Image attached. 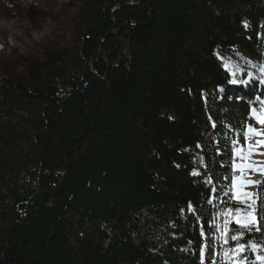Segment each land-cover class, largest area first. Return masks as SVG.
Here are the masks:
<instances>
[{"label":"trees","instance_id":"trees-1","mask_svg":"<svg viewBox=\"0 0 264 264\" xmlns=\"http://www.w3.org/2000/svg\"><path fill=\"white\" fill-rule=\"evenodd\" d=\"M86 6L69 63L49 54L26 61L25 77L0 78L9 106L41 107L38 158L4 207L0 264H201V249L203 264H230L213 239L217 215L242 207L224 141L243 137L264 88L229 83L217 52L264 60V0ZM232 235V249L264 244L255 230L233 225Z\"/></svg>","mask_w":264,"mask_h":264},{"label":"rangeland","instance_id":"rangeland-1","mask_svg":"<svg viewBox=\"0 0 264 264\" xmlns=\"http://www.w3.org/2000/svg\"><path fill=\"white\" fill-rule=\"evenodd\" d=\"M87 2L88 0H0V78L16 81L20 77H25L26 61L44 60L49 54H59L69 63L70 58L74 57L85 13L83 10L87 9ZM29 8L41 11L45 16L32 20L28 16ZM217 56L224 65H228L225 68L231 79L248 81L247 84L237 85L247 86L252 81H256L264 88V83H261L264 74L260 72L264 60L254 59L239 48L231 51L219 50ZM233 73H236L235 77ZM248 73H251V76H248ZM0 91H3L2 88ZM40 108L36 103L9 106L0 93L1 226L7 223L4 207L8 198L21 191L17 176L31 169L38 158L33 124L37 121L36 110ZM256 109L260 112L264 110V105ZM249 125L264 133V125L250 118L245 124V129H242L243 134L246 133ZM227 127L234 132L229 125ZM240 132L241 129L238 133H233V137L225 140L224 144L229 145L233 151L231 166L233 176L229 194L233 202L242 207L233 209L231 213L226 209L217 215L213 222L216 229L213 239L219 260L230 264H246L249 260L246 252L250 251L254 255L253 264H262L257 257L264 256V244L250 243L249 250L245 245L244 251L233 253L230 243L234 241L229 239L228 244L223 241L225 235L229 237L232 235L233 225L243 230H255V228L240 227L235 222L237 218L243 222L249 212L257 218L260 227V231H255L264 235V213L260 214L257 211L260 205L256 202L258 197H264L261 196L264 195V173L257 174L258 153H264V145L254 148L250 153L253 142L264 141V135H249L245 140ZM213 148L218 154L225 151L224 146L219 145L217 140L214 141ZM241 155L244 156L243 160L240 159ZM249 181L254 182V187ZM245 193L248 195L246 196ZM236 210L239 211L238 217ZM222 213L224 215H221ZM218 229L224 230L218 231ZM238 241H241V237ZM253 245L256 247L253 248Z\"/></svg>","mask_w":264,"mask_h":264},{"label":"snow or ice","instance_id":"snow-or-ice-1","mask_svg":"<svg viewBox=\"0 0 264 264\" xmlns=\"http://www.w3.org/2000/svg\"><path fill=\"white\" fill-rule=\"evenodd\" d=\"M225 67L227 68L228 65H225ZM260 72L262 74H264V66H262L260 68ZM233 76L235 77L236 73H233ZM248 76H251V73H248ZM229 83H231L233 85L247 84L248 81L247 80H240L238 78H233V79H231L229 81ZM261 83H264V79H261ZM257 99L259 100L260 98H257ZM260 103H261V105H264V101H260ZM250 118L253 119L256 123L264 125V110H261L260 112H258V110L256 108H252L251 109ZM249 135H251V136H260V135H264V133H261L260 131H258L257 129L253 128L251 125H249V126H247L246 133L243 134V138L245 140H247ZM262 145H264V141H254L253 145L250 146V153H251L252 150H254V148L260 147ZM241 152H243L242 148H241ZM260 154L264 155V153H260ZM240 159L243 160L244 156L241 155ZM250 167H251V165H250ZM257 170L260 171L261 173H264V167L259 168ZM192 175L196 176V175H199V173L196 172V171H193ZM249 183H253V182L249 181ZM245 195L247 196L248 194L245 193ZM249 207H250V205H249ZM189 211H192V212L195 211L191 204L189 205ZM227 212L231 213V212H233V209H228ZM221 215H224V213H222ZM236 215H237V217L239 216V211L238 210H236ZM235 222L240 227H243V228H246V229L255 228L256 231H260V227L258 225L257 218L255 216H253L251 212L246 214V218H245V220L243 222L239 218H237ZM223 230L224 229H218V231H223ZM201 236L202 237L205 236V233H204L203 230H201ZM229 239L231 241H238L240 239V237H238L237 235H231L230 237L225 235L223 237L224 243L228 244ZM252 247L255 248L256 246L253 245ZM244 249H245V245L244 244H238L236 248L232 249V252L233 253H239V252L244 251ZM200 255H201V264H203V258H204V250L203 249H201ZM257 259L260 260L262 262V264H264V256H258Z\"/></svg>","mask_w":264,"mask_h":264},{"label":"bare ground","instance_id":"bare-ground-1","mask_svg":"<svg viewBox=\"0 0 264 264\" xmlns=\"http://www.w3.org/2000/svg\"><path fill=\"white\" fill-rule=\"evenodd\" d=\"M260 153L261 152L258 153L259 164L257 166V169L264 167V155H261ZM257 174L259 175V174H261V172L257 170ZM251 186L254 187V182L252 183ZM261 196H264V195H261ZM256 202L260 205L259 210H257V211H259L260 214L262 212L264 213V203H263L264 202V197H258L256 199Z\"/></svg>","mask_w":264,"mask_h":264}]
</instances>
